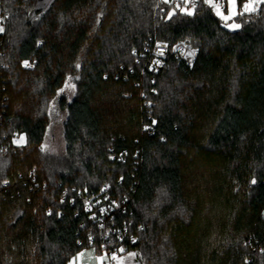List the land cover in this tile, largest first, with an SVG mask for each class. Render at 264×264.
<instances>
[{
  "label": "trees",
  "instance_id": "obj_1",
  "mask_svg": "<svg viewBox=\"0 0 264 264\" xmlns=\"http://www.w3.org/2000/svg\"><path fill=\"white\" fill-rule=\"evenodd\" d=\"M255 7L232 31L204 0L192 15L173 0H0V264L101 255L125 228L137 264H264V3ZM156 42L199 54L193 66L170 54L151 73L140 58ZM69 77L65 155H52L47 107ZM190 156L205 167L189 191ZM104 183L114 211L91 216L88 202L108 204Z\"/></svg>",
  "mask_w": 264,
  "mask_h": 264
},
{
  "label": "built area",
  "instance_id": "obj_2",
  "mask_svg": "<svg viewBox=\"0 0 264 264\" xmlns=\"http://www.w3.org/2000/svg\"><path fill=\"white\" fill-rule=\"evenodd\" d=\"M173 3L175 6H181L183 9H187L188 11L193 12L199 3V0H173ZM213 3H219L223 5L221 11L225 12L227 10L226 2L225 0H213ZM249 3V0H245L242 5ZM208 4V3H207ZM209 5V4H208ZM256 5H261L259 0H257ZM210 6V5H209ZM182 9V10H183ZM214 12L216 13V10L213 8ZM4 19V16L0 14V23H2V20ZM146 53L141 54V60L143 62V66L145 70H148L149 72L153 73H159L163 71L166 68V61L170 54L176 55L177 58H181L188 66H193L195 59L197 58L199 54L198 49H192L189 44L185 42H179V44H176L173 48H170L169 45L165 42H156L151 47H148L145 49ZM140 61V60H139ZM30 67H32L30 65ZM153 93H155L153 91ZM152 93V94H153ZM148 105L150 107H154L155 101H149ZM152 117H150L151 119ZM144 130L147 131L149 134L153 132V126L151 124H145ZM109 190V184L104 183L102 188V193L105 195V200L108 201V204L101 205V207L98 206L97 203L94 204V207L92 206V202H88V210L92 213L91 216H100V217H107L108 213L114 211L112 207L115 206L116 202L111 201L110 203V195L107 194V191ZM98 208L99 214H94L93 209ZM127 229L125 228L124 232H122L120 229H116L113 231V234H115V237H117V240L113 242L111 239L109 243H107L102 250V254L99 256L104 257L103 262L101 264H123L124 262V256L130 254L127 251L126 247V241H125V235L127 234ZM104 238H108L107 236H104ZM136 240V238H132V243ZM93 241H90V245H92ZM121 249L123 251H121ZM98 255V254H97ZM115 255L117 257L116 260L112 259V256ZM248 262L250 263L251 260L248 259Z\"/></svg>",
  "mask_w": 264,
  "mask_h": 264
},
{
  "label": "rangeland",
  "instance_id": "obj_3",
  "mask_svg": "<svg viewBox=\"0 0 264 264\" xmlns=\"http://www.w3.org/2000/svg\"><path fill=\"white\" fill-rule=\"evenodd\" d=\"M225 2H226L227 10L224 12V14L227 15L228 14V0H226ZM236 11H237V13L243 11V5H239L238 0H236ZM234 18H235V16L231 20L225 21L226 24H229V25L237 24L236 22H234V20H233ZM227 28L232 30V31H235L237 29V28H231V27H227ZM65 83H66L65 86L57 92V94L54 96V99L48 104V107H47V112H48V116H49V123H48L47 132H46L44 140H43L44 141L43 142V150L49 154H52V155H61V156L65 155L66 144H65V140H63V129H64L63 124L66 121L68 114H67V111H65L61 108L60 104H61L63 98L66 99L67 101L72 100L74 98L75 90H76V86H75L73 78H71V77L67 78ZM66 85H70V86L74 85V88L70 87V86L66 87ZM61 90H63V91H61ZM22 137H23V141H20L21 137H19V138L14 139L13 142H15L16 145H25V143H26L25 138H24V136H22ZM18 141H20V142L18 143ZM191 158H192V160H191ZM200 158L201 157H199V156L196 158L195 157L193 158L192 156H190L188 158L191 161L189 162V160H188L185 178H186V181L188 183V190L189 191L191 190V187H194V188L197 187V185L199 184L197 182L199 180L198 175L202 174L201 169L202 168L204 169V167H205L202 163V160L204 158L203 157L201 159ZM203 175H204V173H203ZM203 183L204 182L202 181V184ZM202 184H200V185L202 186ZM194 194L197 196L199 195V194H197V191ZM202 196L203 197L201 198V202L199 200L198 203H199V205L201 204V206H207V204H209V202L207 201L206 195H204L203 192H202ZM189 200L192 202L191 197L189 198ZM204 201L207 203H204ZM221 203H222V201H221ZM231 204H232V198H230L228 205H226L225 203H223V205L218 204L219 206L217 207V209L215 206V211L216 212H217V210L225 211V208L227 209L228 206ZM190 206L193 207L194 205L192 204ZM212 212H213V210H212ZM217 217H220L219 211H218L217 215L213 216V218H215L216 220H217ZM220 218L222 219V215ZM86 250L87 249H84L81 251L82 253H84V255H85L84 257L87 258L89 256L88 257L89 258L88 263L89 264H95V262L93 261L94 257L92 255V253L90 252L88 255ZM123 259H124L123 264H137L136 263L137 255L134 252H131L130 254L124 256Z\"/></svg>",
  "mask_w": 264,
  "mask_h": 264
},
{
  "label": "snow or ice",
  "instance_id": "obj_4",
  "mask_svg": "<svg viewBox=\"0 0 264 264\" xmlns=\"http://www.w3.org/2000/svg\"><path fill=\"white\" fill-rule=\"evenodd\" d=\"M165 2H167V0H165ZM205 3H208L212 8H214L216 10V15H218L222 20L224 21H228L231 20L234 16L236 15H243L245 12H253L256 10V3L257 0H249V3H246L243 5V11L237 13L236 11V0H228V14L225 15L223 11H221L223 5L219 4V3H213V0H204ZM260 3H264V0H259ZM187 15H192L191 11H188L187 9H183ZM171 15V14H170ZM227 27H231V28H239L240 25L239 24H226ZM26 66H29L26 64ZM77 67H79V65H77ZM70 85H66V87H69ZM70 87L74 88V85H71ZM63 91V90H61ZM20 141H23V137L20 138ZM18 141V143L20 142ZM254 182V181H253ZM121 251H123L121 249ZM83 255V254H81ZM99 261H102L104 259V257H97L96 258ZM113 260H116L117 257L115 255L112 256Z\"/></svg>",
  "mask_w": 264,
  "mask_h": 264
},
{
  "label": "crops",
  "instance_id": "obj_5",
  "mask_svg": "<svg viewBox=\"0 0 264 264\" xmlns=\"http://www.w3.org/2000/svg\"><path fill=\"white\" fill-rule=\"evenodd\" d=\"M86 252H87L88 255H89L90 252L92 253V255L94 257L93 258L94 259L93 261L95 262V264H101L103 262V260L102 261H99V260L96 259L97 257H101V256L97 255L95 252H93V250H91V249L88 248L86 250ZM81 254H83V255H81ZM84 256H85L84 253H82L80 251L67 264H89L88 263L89 262V258H88L89 256L87 258L84 257Z\"/></svg>",
  "mask_w": 264,
  "mask_h": 264
}]
</instances>
